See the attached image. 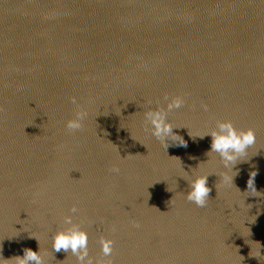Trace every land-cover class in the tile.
<instances>
[{
  "label": "water",
  "instance_id": "water-1",
  "mask_svg": "<svg viewBox=\"0 0 264 264\" xmlns=\"http://www.w3.org/2000/svg\"><path fill=\"white\" fill-rule=\"evenodd\" d=\"M175 96L165 149L144 113ZM222 121L256 134L233 184L196 137ZM181 165L211 174L206 207ZM67 215L94 262L264 264V0H0V259L77 264L51 248Z\"/></svg>",
  "mask_w": 264,
  "mask_h": 264
},
{
  "label": "clouds",
  "instance_id": "clouds-1",
  "mask_svg": "<svg viewBox=\"0 0 264 264\" xmlns=\"http://www.w3.org/2000/svg\"><path fill=\"white\" fill-rule=\"evenodd\" d=\"M165 99H167V97H165ZM72 102L74 104L76 103L75 97L72 98ZM183 104V98L175 96L167 103L166 109L157 107L156 109H150L144 113L145 125H151L152 135L161 142L165 149L169 147L170 142L184 147L187 146L184 138L173 132L174 128L180 127H174L173 124L167 120L168 112L173 109H179ZM203 107L207 110V105ZM87 116L88 113L78 107L74 118L67 121L66 128L70 132L81 130ZM206 136L211 137V146L207 153L209 159L212 153L218 155L224 169L221 173L222 181L226 184H233V177L237 174L233 171L234 166L247 157L249 147L256 143V134L254 130L252 128L237 130L231 121H222L218 122L216 128L198 134L196 137L203 139ZM206 163L199 164L195 169H199ZM195 169L191 170V175L184 170L183 166L181 169L182 175L180 177L187 180L190 188L186 194V198L198 207H206L209 201V193L211 192V188L208 186V177L211 174L199 173L193 175V170ZM112 171L118 173L119 168L113 167ZM255 176L256 172H252L251 178L248 181L249 190L254 188L256 191L254 185ZM186 177L190 178L186 179ZM71 212L76 213L77 208L73 206ZM63 223L65 227L58 229L52 236L51 248L54 252L58 253L63 250L65 253H71L75 256L77 264H112L110 259L93 261V258L89 255L88 232L78 223L73 222L72 215L65 216ZM99 242L103 256L110 257L113 253L114 240L101 236ZM257 244L259 245V249L257 255L254 257L261 256V245L259 243ZM5 261H9L11 264H45V259L40 248L39 251L25 249L22 257L18 256L10 260L0 259V264H4Z\"/></svg>",
  "mask_w": 264,
  "mask_h": 264
}]
</instances>
